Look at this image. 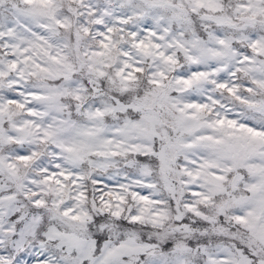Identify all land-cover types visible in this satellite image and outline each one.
<instances>
[{"label":"snow or ice","instance_id":"obj_1","mask_svg":"<svg viewBox=\"0 0 264 264\" xmlns=\"http://www.w3.org/2000/svg\"><path fill=\"white\" fill-rule=\"evenodd\" d=\"M0 264H264V0H0Z\"/></svg>","mask_w":264,"mask_h":264}]
</instances>
